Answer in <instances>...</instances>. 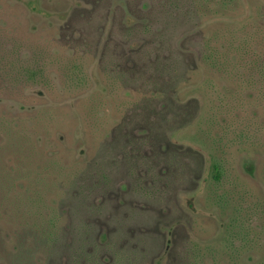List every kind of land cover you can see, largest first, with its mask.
<instances>
[{"label":"rangeland","instance_id":"1","mask_svg":"<svg viewBox=\"0 0 264 264\" xmlns=\"http://www.w3.org/2000/svg\"><path fill=\"white\" fill-rule=\"evenodd\" d=\"M0 264H264V0H0Z\"/></svg>","mask_w":264,"mask_h":264},{"label":"trees","instance_id":"2","mask_svg":"<svg viewBox=\"0 0 264 264\" xmlns=\"http://www.w3.org/2000/svg\"><path fill=\"white\" fill-rule=\"evenodd\" d=\"M174 16V13H173ZM173 39V38H172ZM205 46L208 48L209 45L205 44ZM173 49H177V48H171L172 51H175ZM178 50V49H177ZM176 50V51H177ZM179 51V50H178ZM209 50L207 49V51H205V53H203V59H205L206 61L209 60V62L212 60L211 54ZM157 69V67H156ZM173 72L174 74L177 73V71L175 70V68L173 67ZM212 179L215 182L220 181L221 177H222V172L220 170V168L216 165L213 164L212 165ZM43 214V213H42ZM61 216L57 215L55 212H52L51 214H44L43 217H41V221L39 223L36 224L35 228H30L29 229V234H32L31 232H34L35 230V234L38 235V237L40 238L41 244L43 247H48L50 246L52 243H54L57 239H58V229L59 226L58 222H60Z\"/></svg>","mask_w":264,"mask_h":264}]
</instances>
